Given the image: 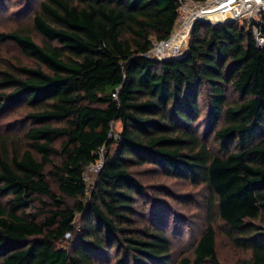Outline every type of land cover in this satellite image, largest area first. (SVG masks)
I'll use <instances>...</instances> for the list:
<instances>
[{"label": "trees", "instance_id": "obj_1", "mask_svg": "<svg viewBox=\"0 0 264 264\" xmlns=\"http://www.w3.org/2000/svg\"><path fill=\"white\" fill-rule=\"evenodd\" d=\"M180 6L39 0L40 43L0 34L32 61L0 72L1 117L25 111L21 128L0 133V264H172L161 212L137 207L143 167L208 192L193 259L173 264H221L214 218L249 255L235 264H264V47L238 22L196 23L185 56L148 59Z\"/></svg>", "mask_w": 264, "mask_h": 264}, {"label": "rangeland", "instance_id": "obj_2", "mask_svg": "<svg viewBox=\"0 0 264 264\" xmlns=\"http://www.w3.org/2000/svg\"><path fill=\"white\" fill-rule=\"evenodd\" d=\"M38 2L39 0H0V34L13 31L25 32L36 43H40L42 38L33 31L31 26V16L36 10ZM196 4L198 3L192 0L186 1L182 14L185 13L187 17V12L196 7ZM189 42L190 37L187 42L188 46ZM30 65H32V61L25 59L12 42H0V72L12 71L19 66ZM24 121L25 111L22 109L2 117L0 115V133H4L11 127L13 130L19 129ZM112 131L113 136H117L121 131L120 123L113 124ZM103 151L104 160L106 151ZM137 171V177L147 188L146 195L137 200V207L147 213L161 212L171 243V263L173 264L181 257L193 259L194 243L208 223L205 205L208 196L207 190L203 186L194 187L184 181L168 178L149 167H143ZM86 173L85 181L88 189L91 190L97 177V170L88 169ZM152 197L157 198V201L152 200ZM158 201L168 208L166 214L161 210L164 205H158ZM80 221L81 217L77 216L75 223L79 224ZM212 225L216 230V249L221 264H235L238 260L248 258V253L235 249L228 241L224 226L219 219H212ZM64 240H69V237Z\"/></svg>", "mask_w": 264, "mask_h": 264}, {"label": "built area", "instance_id": "obj_3", "mask_svg": "<svg viewBox=\"0 0 264 264\" xmlns=\"http://www.w3.org/2000/svg\"><path fill=\"white\" fill-rule=\"evenodd\" d=\"M177 1L181 6L178 9L176 26L167 40L153 42L152 48L145 54V57L148 59L155 62H162L185 56L188 50L187 42L196 23L223 26L228 23L238 22L245 25L252 32L258 48L261 49L264 47V38L261 34L264 0H207L203 3L196 4V7L187 12V17L185 13L182 14V10L185 8V2L189 0ZM114 138L117 139L118 135L114 136ZM103 150V148L100 149V159L85 169L84 179L87 177L86 170L96 169L97 174L100 171L103 164ZM68 237L69 234L64 236V238Z\"/></svg>", "mask_w": 264, "mask_h": 264}, {"label": "bare ground", "instance_id": "obj_4", "mask_svg": "<svg viewBox=\"0 0 264 264\" xmlns=\"http://www.w3.org/2000/svg\"><path fill=\"white\" fill-rule=\"evenodd\" d=\"M216 26H219V25L216 24Z\"/></svg>", "mask_w": 264, "mask_h": 264}, {"label": "water", "instance_id": "obj_5", "mask_svg": "<svg viewBox=\"0 0 264 264\" xmlns=\"http://www.w3.org/2000/svg\"><path fill=\"white\" fill-rule=\"evenodd\" d=\"M193 30V29H192Z\"/></svg>", "mask_w": 264, "mask_h": 264}]
</instances>
